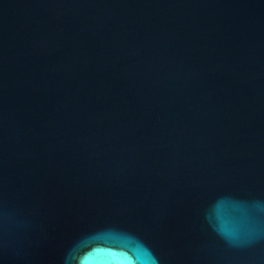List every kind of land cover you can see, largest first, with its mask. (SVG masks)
I'll return each instance as SVG.
<instances>
[{"label":"water","instance_id":"1","mask_svg":"<svg viewBox=\"0 0 264 264\" xmlns=\"http://www.w3.org/2000/svg\"><path fill=\"white\" fill-rule=\"evenodd\" d=\"M0 264H264V0H0Z\"/></svg>","mask_w":264,"mask_h":264}]
</instances>
